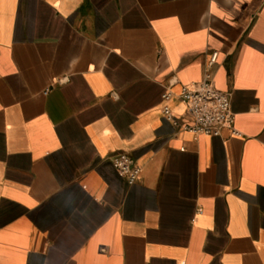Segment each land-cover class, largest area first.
<instances>
[{
  "label": "crops",
  "instance_id": "crops-1",
  "mask_svg": "<svg viewBox=\"0 0 264 264\" xmlns=\"http://www.w3.org/2000/svg\"><path fill=\"white\" fill-rule=\"evenodd\" d=\"M0 264H264V0H0Z\"/></svg>",
  "mask_w": 264,
  "mask_h": 264
},
{
  "label": "built area",
  "instance_id": "built-area-1",
  "mask_svg": "<svg viewBox=\"0 0 264 264\" xmlns=\"http://www.w3.org/2000/svg\"><path fill=\"white\" fill-rule=\"evenodd\" d=\"M218 52H213L206 64L210 69L216 62ZM170 92L163 94V99H168ZM181 100L186 103L188 111L193 117L189 127L195 133L217 136L224 127H232L235 114L231 108L230 94L220 91L213 83L212 76L207 73L196 85L183 86L180 92ZM164 114L171 119L170 111L164 107ZM116 171L127 178L129 183H134L141 173V167L134 163L128 156H117L113 160Z\"/></svg>",
  "mask_w": 264,
  "mask_h": 264
}]
</instances>
